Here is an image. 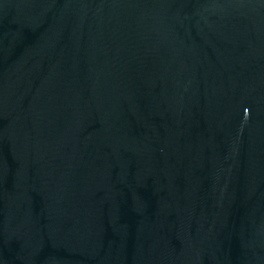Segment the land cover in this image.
Here are the masks:
<instances>
[{
  "label": "water",
  "instance_id": "1",
  "mask_svg": "<svg viewBox=\"0 0 264 264\" xmlns=\"http://www.w3.org/2000/svg\"><path fill=\"white\" fill-rule=\"evenodd\" d=\"M0 264H264V0H0Z\"/></svg>",
  "mask_w": 264,
  "mask_h": 264
}]
</instances>
